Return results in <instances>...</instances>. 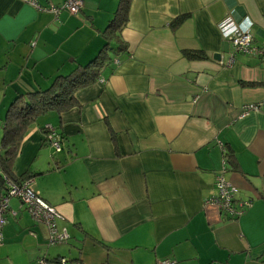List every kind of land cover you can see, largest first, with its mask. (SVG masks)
I'll use <instances>...</instances> for the list:
<instances>
[{
  "label": "crops",
  "instance_id": "obj_1",
  "mask_svg": "<svg viewBox=\"0 0 264 264\" xmlns=\"http://www.w3.org/2000/svg\"><path fill=\"white\" fill-rule=\"evenodd\" d=\"M82 2L71 15L0 0V142L17 96L87 66L107 42L123 46L71 106L28 125L12 165L15 177L33 174L69 240L49 245L45 226L11 199L0 264H264V60L236 52L228 66L223 36L230 18L264 48V0H131L108 41L120 0ZM247 104L259 110L242 116ZM224 161L236 199L250 201L236 218L206 203Z\"/></svg>",
  "mask_w": 264,
  "mask_h": 264
},
{
  "label": "trees",
  "instance_id": "obj_2",
  "mask_svg": "<svg viewBox=\"0 0 264 264\" xmlns=\"http://www.w3.org/2000/svg\"><path fill=\"white\" fill-rule=\"evenodd\" d=\"M130 2L131 0H120L118 10L104 32L107 41L113 35L120 33L127 22ZM181 20L182 18L178 19L176 24H179ZM111 49L118 51L122 50L123 46L121 45L115 49L107 42L97 57L87 66L78 67L66 77L55 78L51 86L46 90H40L25 96H17L12 102L8 109L6 124L0 142V199L8 194L7 181L15 186H20L26 181L32 182V178H34L31 173H25L20 177H15L12 173V165L18 155L20 143L28 125L42 114L50 111L60 112L71 106L75 101L74 94L77 89L94 83L98 79L99 71L105 64V61L109 60L108 51ZM185 55L191 59L199 58L193 53L187 52ZM225 159L228 162V154L225 155ZM37 196L40 197L39 195ZM16 200L19 201V199ZM9 212H11L10 208ZM60 258L65 259L66 263H68L64 257L45 260L54 261Z\"/></svg>",
  "mask_w": 264,
  "mask_h": 264
},
{
  "label": "built area",
  "instance_id": "obj_3",
  "mask_svg": "<svg viewBox=\"0 0 264 264\" xmlns=\"http://www.w3.org/2000/svg\"><path fill=\"white\" fill-rule=\"evenodd\" d=\"M25 2L33 5L39 10H45L53 13H57L59 9L67 11L71 15H77L83 5L82 0H64L59 7L49 6L48 8H42L37 5L33 0H25ZM229 29L223 32V36L228 39L234 49V53L229 57L227 65L230 66L234 63V54L241 52L245 54L255 55L264 60V48H257L253 45V37L248 29H241L230 18L225 20ZM223 25V24H222ZM221 25V26H222ZM117 63V61H115ZM259 110V105L247 104L243 106L242 116L247 115L250 112H256ZM47 140L50 146L56 153L62 150L61 137L55 132L51 126H46ZM225 164L223 162V170L215 177V196L209 199L206 203L216 205L219 210L225 215L236 218L243 214V212L250 206V201H238L236 195L238 189L230 185L224 178L223 172L225 171ZM8 194L0 199V248L3 245L2 229L6 223V216L9 213V200L19 199L21 205L25 207L31 218L39 224H42L47 229V242L49 245H59L69 240L70 236L66 229H59L57 227V221L62 219V216L56 211L55 208L48 205L40 197H38L33 189L32 182L26 181L20 186H15L11 182L7 181ZM15 215L14 212H10ZM37 264H67L63 258L46 261L45 259H39ZM162 264H170L169 262H162Z\"/></svg>",
  "mask_w": 264,
  "mask_h": 264
},
{
  "label": "rangeland",
  "instance_id": "obj_4",
  "mask_svg": "<svg viewBox=\"0 0 264 264\" xmlns=\"http://www.w3.org/2000/svg\"><path fill=\"white\" fill-rule=\"evenodd\" d=\"M37 263H38V261L35 262V264H37Z\"/></svg>",
  "mask_w": 264,
  "mask_h": 264
}]
</instances>
